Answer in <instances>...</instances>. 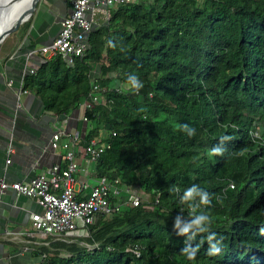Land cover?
Returning a JSON list of instances; mask_svg holds the SVG:
<instances>
[{"label":"trees","instance_id":"16d2710c","mask_svg":"<svg viewBox=\"0 0 264 264\" xmlns=\"http://www.w3.org/2000/svg\"><path fill=\"white\" fill-rule=\"evenodd\" d=\"M88 44L73 64L43 59L22 88L63 116L88 95L97 68L103 96L86 111L84 129L79 123L80 142L102 134L111 146L93 174L119 178L149 201L100 215L86 236L48 235L50 243L33 250L38 264H264V0L118 5L93 26ZM130 74L143 84L139 91ZM223 136L231 139L221 144ZM216 146L222 156L210 155ZM193 185L212 202L190 214L199 198H180ZM201 213L211 218L207 232L191 241L177 235V215ZM211 233L220 241L216 256L207 254ZM186 241L199 247L194 260L181 252Z\"/></svg>","mask_w":264,"mask_h":264},{"label":"crops","instance_id":"0c3cea01","mask_svg":"<svg viewBox=\"0 0 264 264\" xmlns=\"http://www.w3.org/2000/svg\"><path fill=\"white\" fill-rule=\"evenodd\" d=\"M70 11L71 0H39L25 22L29 21L27 30H22L24 25L0 46V179L28 181L54 163H65V150L50 146L53 132L58 128L80 130V122L85 128L78 108L57 116L45 108L39 96L22 88L29 69L44 59L40 48L58 36L61 21ZM94 72L99 75L97 68ZM84 161L83 155H78L80 169L93 171L91 164L82 166ZM38 211L41 207L34 198L0 187V264H38L35 246L50 243L32 227L31 214ZM7 231L14 234H5Z\"/></svg>","mask_w":264,"mask_h":264},{"label":"built area","instance_id":"2783aa9c","mask_svg":"<svg viewBox=\"0 0 264 264\" xmlns=\"http://www.w3.org/2000/svg\"><path fill=\"white\" fill-rule=\"evenodd\" d=\"M138 1L71 0V11L61 21L58 36L43 45L40 52L44 59L60 55L69 64H73L88 49V35L97 24L98 16L102 17V22L108 21L113 7ZM35 70V67L30 68L29 73ZM96 77L94 72L91 75V89L78 107L79 117L83 121L88 120L86 111L100 102L103 96L104 88L94 80ZM253 135L260 136L258 131L253 132ZM82 138L83 135L78 129L58 128L52 134L50 146L54 150H65V163H54L28 181L9 182L0 179L2 191L12 189L17 194L30 196L38 202L41 211L31 214L32 227L46 236L51 235L54 240L70 241L75 236H86L89 234V226L100 215L118 213L127 206L149 201L144 193L123 184L119 178L97 177L88 167L81 170L78 155H83L89 166L111 146V142L104 140L102 134L84 144L80 142ZM88 188L90 191L84 194ZM159 196H155L156 203ZM5 234L14 232L7 231ZM131 250L139 254L137 248Z\"/></svg>","mask_w":264,"mask_h":264},{"label":"clouds","instance_id":"9594fccd","mask_svg":"<svg viewBox=\"0 0 264 264\" xmlns=\"http://www.w3.org/2000/svg\"><path fill=\"white\" fill-rule=\"evenodd\" d=\"M109 46L115 48L116 45L112 41H109ZM128 82L131 84L132 88L136 91H139L143 87V84L140 82L139 78L135 75L128 76ZM183 130L187 132L189 136L195 134V129L189 127L187 124L183 125ZM230 136L221 137V144L225 141L230 140ZM223 148L220 146L213 147L211 149L210 155H223ZM239 155H243V152H239ZM199 198L198 204L190 205V214L195 213V210L199 205H210L211 198L210 194L199 188L197 185H193L187 188L183 195L181 196V203H188L190 201L196 200ZM211 223V218L209 215L205 213H201L199 215H194L192 219L186 220L182 216L177 215L173 222V228L176 230L177 235L187 236V241H191L197 235V233H204L208 231L207 225ZM186 241V245L181 249L182 254L186 256L188 260H194L196 258L197 252L199 251V247H193L191 243ZM207 241L209 243V248L207 254L209 256H216L221 253L220 241L216 240V234L211 233L207 236Z\"/></svg>","mask_w":264,"mask_h":264},{"label":"bare ground","instance_id":"6f19581e","mask_svg":"<svg viewBox=\"0 0 264 264\" xmlns=\"http://www.w3.org/2000/svg\"><path fill=\"white\" fill-rule=\"evenodd\" d=\"M34 0H0L3 9L0 17V31L16 26L25 17ZM1 33V32H0Z\"/></svg>","mask_w":264,"mask_h":264},{"label":"water","instance_id":"95a60500","mask_svg":"<svg viewBox=\"0 0 264 264\" xmlns=\"http://www.w3.org/2000/svg\"><path fill=\"white\" fill-rule=\"evenodd\" d=\"M38 1L39 0H34L33 1L32 5L29 8L28 14L25 17H23V19L21 21H19L18 24H16V26H13V27H10V28L8 27V28L2 29L0 31L1 32L0 33V46L4 42V40L7 38V36H9L13 32L20 31L24 27L25 22L31 17L32 13L34 12ZM2 11H3V9L0 8V17H1V14H2L1 12Z\"/></svg>","mask_w":264,"mask_h":264},{"label":"rangeland","instance_id":"374dc122","mask_svg":"<svg viewBox=\"0 0 264 264\" xmlns=\"http://www.w3.org/2000/svg\"><path fill=\"white\" fill-rule=\"evenodd\" d=\"M118 86H119L121 89H123V90H126V89L128 88V85H126V84H122V83H119ZM93 163H94V162H91L92 168H93V166H94ZM86 165H87V162L84 161V164H83L82 166L85 167ZM92 183H93V182H92ZM89 191H90V188L86 189L85 192H84V194H87ZM145 197H146V196H145Z\"/></svg>","mask_w":264,"mask_h":264}]
</instances>
